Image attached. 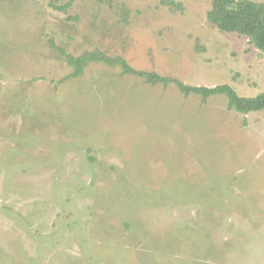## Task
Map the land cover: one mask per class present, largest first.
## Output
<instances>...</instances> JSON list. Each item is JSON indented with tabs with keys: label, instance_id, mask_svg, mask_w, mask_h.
Segmentation results:
<instances>
[{
	"label": "rangeland",
	"instance_id": "1",
	"mask_svg": "<svg viewBox=\"0 0 264 264\" xmlns=\"http://www.w3.org/2000/svg\"><path fill=\"white\" fill-rule=\"evenodd\" d=\"M0 0V264H264V52L212 0ZM59 48V49H58Z\"/></svg>",
	"mask_w": 264,
	"mask_h": 264
},
{
	"label": "trees",
	"instance_id": "2",
	"mask_svg": "<svg viewBox=\"0 0 264 264\" xmlns=\"http://www.w3.org/2000/svg\"><path fill=\"white\" fill-rule=\"evenodd\" d=\"M162 4L173 9H182L183 5L175 0H162ZM209 21L223 32L239 33L247 36L249 41L264 52V4L248 0H212V8L208 12ZM59 49V48H58ZM67 63L73 68L68 78L81 76L85 68L93 62H102L109 66H121L123 73L143 78L150 84H175L180 91L189 96L197 94L207 99L214 95H226L229 109L241 113H250L264 109V92L253 97L241 96L230 84L216 86L191 85L179 78L163 76L155 71L138 70L124 57L109 55L96 49L73 55L60 49Z\"/></svg>",
	"mask_w": 264,
	"mask_h": 264
},
{
	"label": "water",
	"instance_id": "3",
	"mask_svg": "<svg viewBox=\"0 0 264 264\" xmlns=\"http://www.w3.org/2000/svg\"><path fill=\"white\" fill-rule=\"evenodd\" d=\"M258 4H264V0H248Z\"/></svg>",
	"mask_w": 264,
	"mask_h": 264
}]
</instances>
